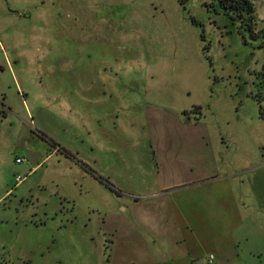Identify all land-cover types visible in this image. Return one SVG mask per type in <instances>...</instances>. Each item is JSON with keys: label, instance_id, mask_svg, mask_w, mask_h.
I'll return each mask as SVG.
<instances>
[{"label": "rangeland", "instance_id": "374dc122", "mask_svg": "<svg viewBox=\"0 0 264 264\" xmlns=\"http://www.w3.org/2000/svg\"><path fill=\"white\" fill-rule=\"evenodd\" d=\"M199 115L264 208V37L218 0H0V264H122L114 229L132 185L154 182L155 137L202 134ZM236 204L264 230L263 208ZM203 237L184 245L222 257ZM250 244L229 264H264V235Z\"/></svg>", "mask_w": 264, "mask_h": 264}, {"label": "crops", "instance_id": "0c3cea01", "mask_svg": "<svg viewBox=\"0 0 264 264\" xmlns=\"http://www.w3.org/2000/svg\"><path fill=\"white\" fill-rule=\"evenodd\" d=\"M188 119V124L194 123L202 134L186 132L178 138L172 136V144L165 147L168 150H163L160 136L155 137L162 150L157 152L154 169L142 172L152 174L154 182L132 185L129 199L122 206L129 216L120 219L114 229L113 238L118 245L112 262L200 264L201 260L194 256L195 246L184 242L196 239L199 246L201 238H206L203 236L215 245L217 255L222 254L216 257V264H229L225 249L243 241L251 240L247 247L250 254L260 252L254 243L263 238L262 219L243 211L240 205L233 206L236 200L262 212L263 207L253 198L250 177L246 183L243 181L249 174L247 167L233 170L222 164L224 156L209 145L208 122L200 115L195 121ZM172 121L173 126L184 124L177 116ZM233 176L235 179L228 181ZM215 180L221 182H212ZM141 237L146 245L141 243Z\"/></svg>", "mask_w": 264, "mask_h": 264}, {"label": "trees", "instance_id": "16d2710c", "mask_svg": "<svg viewBox=\"0 0 264 264\" xmlns=\"http://www.w3.org/2000/svg\"><path fill=\"white\" fill-rule=\"evenodd\" d=\"M222 10L233 19L240 22L241 27L250 31L254 38L264 37V29L255 30L254 6L250 0H218ZM201 106H196L193 111L198 112ZM188 113V111H185Z\"/></svg>", "mask_w": 264, "mask_h": 264}, {"label": "built area", "instance_id": "2783aa9c", "mask_svg": "<svg viewBox=\"0 0 264 264\" xmlns=\"http://www.w3.org/2000/svg\"><path fill=\"white\" fill-rule=\"evenodd\" d=\"M17 162H23L24 158H17ZM18 182H22V177L18 176L17 177ZM200 264H216V255L214 253H208L206 254L202 259Z\"/></svg>", "mask_w": 264, "mask_h": 264}]
</instances>
